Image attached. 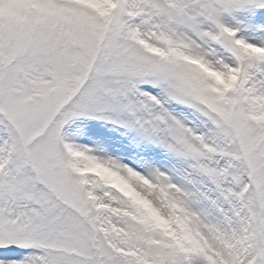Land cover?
<instances>
[{
    "label": "snow or ice",
    "instance_id": "6c2138e0",
    "mask_svg": "<svg viewBox=\"0 0 264 264\" xmlns=\"http://www.w3.org/2000/svg\"><path fill=\"white\" fill-rule=\"evenodd\" d=\"M0 264H264V0H0Z\"/></svg>",
    "mask_w": 264,
    "mask_h": 264
}]
</instances>
